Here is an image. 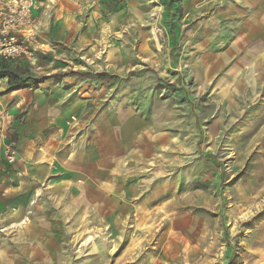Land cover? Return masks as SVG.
I'll use <instances>...</instances> for the list:
<instances>
[{
	"label": "rangeland",
	"instance_id": "1",
	"mask_svg": "<svg viewBox=\"0 0 264 264\" xmlns=\"http://www.w3.org/2000/svg\"><path fill=\"white\" fill-rule=\"evenodd\" d=\"M34 1L0 264H264V0Z\"/></svg>",
	"mask_w": 264,
	"mask_h": 264
},
{
	"label": "built area",
	"instance_id": "2",
	"mask_svg": "<svg viewBox=\"0 0 264 264\" xmlns=\"http://www.w3.org/2000/svg\"><path fill=\"white\" fill-rule=\"evenodd\" d=\"M108 3L114 0H93ZM34 0H0V59L20 63L29 70L39 67V53L34 32ZM45 53V52H42ZM15 151L0 134V166L14 161Z\"/></svg>",
	"mask_w": 264,
	"mask_h": 264
},
{
	"label": "trees",
	"instance_id": "3",
	"mask_svg": "<svg viewBox=\"0 0 264 264\" xmlns=\"http://www.w3.org/2000/svg\"><path fill=\"white\" fill-rule=\"evenodd\" d=\"M40 60V57H39ZM0 59V78H5L6 83L11 91H19L24 89H33L37 85L41 84L46 79L63 80L66 78H72L81 81H95L99 84L110 86L116 84V77H108L106 74H92L90 72H67L64 74L57 73L48 77L39 79L22 78L20 74L6 66V62Z\"/></svg>",
	"mask_w": 264,
	"mask_h": 264
},
{
	"label": "crops",
	"instance_id": "4",
	"mask_svg": "<svg viewBox=\"0 0 264 264\" xmlns=\"http://www.w3.org/2000/svg\"><path fill=\"white\" fill-rule=\"evenodd\" d=\"M84 1L87 2V3L90 2L91 6H94L96 4L95 6L97 7V3L94 2L93 0H89V1L84 0ZM35 14L36 13L34 12V18H36ZM6 66H8L9 68H12L14 70H16L19 74L22 73V70H20V69H23V67H24V65L23 64H20V63H6ZM65 80H67V79H65ZM1 81L6 82V79L5 78H2ZM15 92H19V91H13L12 94H16ZM19 105L20 104H17V107H19ZM93 152H95L94 149L91 150V155L94 154ZM113 155H115V153Z\"/></svg>",
	"mask_w": 264,
	"mask_h": 264
},
{
	"label": "bare ground",
	"instance_id": "5",
	"mask_svg": "<svg viewBox=\"0 0 264 264\" xmlns=\"http://www.w3.org/2000/svg\"><path fill=\"white\" fill-rule=\"evenodd\" d=\"M73 119V118H72ZM73 120H75V119H73Z\"/></svg>",
	"mask_w": 264,
	"mask_h": 264
}]
</instances>
